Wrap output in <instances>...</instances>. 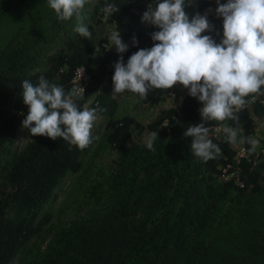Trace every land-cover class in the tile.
Wrapping results in <instances>:
<instances>
[{
	"label": "trees",
	"instance_id": "1",
	"mask_svg": "<svg viewBox=\"0 0 264 264\" xmlns=\"http://www.w3.org/2000/svg\"><path fill=\"white\" fill-rule=\"evenodd\" d=\"M157 2L96 0L93 17L109 3L120 9L110 20L129 46L122 54L108 36L94 32L88 40H67L64 51L53 53L39 34L15 35L0 48V264H264V139L255 154L243 144L247 157L237 167L240 187L220 181V168L234 165L237 153L226 139H213L210 131L221 149L215 159L205 162L191 153V138L183 134L200 123L202 104L188 92L177 109L160 111L148 125L149 133H159L154 150L134 141L133 127L141 126L133 117H117L114 65L121 55L127 63L140 48L152 47L151 34L158 29L142 23V15ZM215 9L211 0H195L186 12L190 18L207 12L215 31L202 35L219 42L223 20ZM79 67L89 81L78 107L88 103L102 118L93 143L80 150L62 139L33 137L22 126L29 111L22 83L37 85L43 76L67 92ZM169 90H150L143 100L134 95L155 106ZM263 103L264 96H258L238 113V124L224 123L238 127L241 137L252 136L254 118L264 121ZM21 135L25 143L18 147ZM97 140L115 151V171L80 191L90 206L87 213L57 223L68 205L56 211V191L68 175L79 173Z\"/></svg>",
	"mask_w": 264,
	"mask_h": 264
},
{
	"label": "clouds",
	"instance_id": "2",
	"mask_svg": "<svg viewBox=\"0 0 264 264\" xmlns=\"http://www.w3.org/2000/svg\"><path fill=\"white\" fill-rule=\"evenodd\" d=\"M47 2L59 21L75 18L74 32L87 40L91 38L83 14L89 0ZM192 2L158 0L155 7L149 4L142 23L158 29L151 34L153 46L140 48L127 63L121 55L114 65L112 95L128 91L143 100L150 90H169L180 85L202 104L200 123L191 125L183 134L191 138L190 150L195 157L207 162L221 153L209 137L211 129L206 124L211 121L219 123L227 143H247L250 154H255L260 141L252 136L238 140L240 129L224 122L232 120L238 124V113L249 103L246 98L255 101L264 96V0H215V15L223 20L219 42L212 35H202L215 31L207 12L189 17L186 8ZM119 10L110 3L101 9L110 16ZM109 40L118 53L128 51L119 31L111 33ZM133 44L138 45L135 38ZM22 89L23 102L29 109L22 126L33 137L62 139L80 150L93 143L98 109L90 108L88 103L83 110L78 107L77 101L85 94L83 87L74 86L66 92L41 76L37 85L25 80ZM158 136L156 131L148 135L145 143L149 150H154Z\"/></svg>",
	"mask_w": 264,
	"mask_h": 264
},
{
	"label": "rangeland",
	"instance_id": "3",
	"mask_svg": "<svg viewBox=\"0 0 264 264\" xmlns=\"http://www.w3.org/2000/svg\"><path fill=\"white\" fill-rule=\"evenodd\" d=\"M211 1L214 7H217L215 0ZM194 2L195 0L192 3ZM95 3L96 0H89V3L85 5L83 10L86 18L85 23L88 28L91 27L93 29H89L91 33H96L99 38L103 36H108L109 38L111 33L115 32L114 24L104 22L102 11L96 17L92 16ZM96 20H99L100 24H96ZM57 23L58 25L56 26ZM75 23V18L69 21H59L54 10L49 8L47 0H0V48L15 35L39 34L43 44L45 45L47 42L48 46L52 47L49 53L58 50L64 51L67 47V40L82 38L73 30ZM52 25L54 26L53 28H51ZM52 30H55L54 33ZM187 92L186 89L179 88L177 85L165 94L162 102L158 105L150 106L142 104L136 95L126 91L123 94L113 96L118 102L117 117H133L136 123L141 126V128L133 127V139L136 143L146 146L145 141L150 134L147 128L148 125L155 121L160 111L170 108L177 109ZM254 119L257 124L253 130L252 137L261 141L264 139V121L258 118ZM101 125L102 118L98 117L94 123L92 133L96 132ZM241 134L242 132L240 131L238 140ZM24 143L25 138L21 135L18 138L17 145L22 147ZM260 144L257 150L260 149ZM228 145L239 150L242 144L238 142L236 145H230L229 143ZM115 159V151L97 140L90 153L84 158L83 166L79 173L68 175L57 189L56 200L53 204L56 207V211L62 203H65L68 207L56 216L55 222H69L88 212L90 206L81 200L80 191L89 183L101 182L108 174L114 172Z\"/></svg>",
	"mask_w": 264,
	"mask_h": 264
},
{
	"label": "built area",
	"instance_id": "4",
	"mask_svg": "<svg viewBox=\"0 0 264 264\" xmlns=\"http://www.w3.org/2000/svg\"><path fill=\"white\" fill-rule=\"evenodd\" d=\"M103 19L105 20L104 22H110L111 24H113L110 20V15H106L104 12H103ZM153 43L154 42L151 41L152 46H153ZM102 46L106 47V44H102ZM81 76H82V79H81ZM88 81H89V76L86 73L84 67L77 68L74 72V76L72 80L73 87L74 86L83 87L85 89L86 85L88 84ZM246 99L249 100V103L246 105V107L243 110L250 109L257 100L256 98L255 101H252L251 97H248ZM211 137L216 140H223L225 139V134L223 133L222 128L220 126H215L211 128ZM236 152L237 153L235 157V164L234 165L227 164L226 166L221 167L220 168V178L222 179L223 182L234 181L236 185L243 187V183L239 181V178H238L239 169L237 167L239 165V160L241 158L246 159L247 157L244 145L242 144L241 148L239 150H236ZM262 153L264 155V150L262 151Z\"/></svg>",
	"mask_w": 264,
	"mask_h": 264
},
{
	"label": "crops",
	"instance_id": "5",
	"mask_svg": "<svg viewBox=\"0 0 264 264\" xmlns=\"http://www.w3.org/2000/svg\"><path fill=\"white\" fill-rule=\"evenodd\" d=\"M259 120H261V119H259ZM254 123H255V125L257 124L256 121H255V119H254Z\"/></svg>",
	"mask_w": 264,
	"mask_h": 264
}]
</instances>
